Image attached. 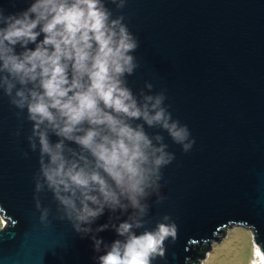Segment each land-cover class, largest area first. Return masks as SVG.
I'll list each match as a JSON object with an SVG mask.
<instances>
[{
    "label": "water",
    "instance_id": "water-1",
    "mask_svg": "<svg viewBox=\"0 0 264 264\" xmlns=\"http://www.w3.org/2000/svg\"><path fill=\"white\" fill-rule=\"evenodd\" d=\"M33 2L0 0V10L17 14ZM104 3L112 18L124 16L139 42L132 53L139 66L127 86L137 96L145 82L153 85L150 94L163 91L172 119L194 140L184 152L166 131L144 126L175 156L161 169L163 201L149 197L146 223L134 230H153L164 215L176 224L175 242L166 240L165 258L152 264H195L196 250L208 249L232 226L250 230L253 243L264 248V0H126L120 10ZM15 51L23 49L16 45ZM18 111L0 90V216L7 223L0 229V264H98L104 245L123 238L111 227L81 238L57 218L50 191L35 193L39 152L29 148L26 110L19 118ZM34 196L50 209L45 222ZM131 211L105 209L91 227L118 225ZM93 234L103 241L100 252Z\"/></svg>",
    "mask_w": 264,
    "mask_h": 264
},
{
    "label": "clouds",
    "instance_id": "clouds-1",
    "mask_svg": "<svg viewBox=\"0 0 264 264\" xmlns=\"http://www.w3.org/2000/svg\"><path fill=\"white\" fill-rule=\"evenodd\" d=\"M109 2L117 10L126 4ZM112 16L104 0H34L17 14L0 10V90L19 110L17 117L26 110L32 123L27 140L39 152L35 193L50 191L57 218L69 221L81 238L109 227L123 238L104 245L98 264H152L165 258L166 240L175 242L176 224L164 215L153 230H134L146 223L148 198L155 194L157 204L163 201L161 169L175 156L161 135L149 136L144 126L166 131L184 152L194 140L186 125L172 119L163 91L150 94L153 85L145 82L147 93L137 96L127 86L126 77L139 66L132 55L139 42L123 15ZM16 45L23 49L19 54ZM50 135L58 139L52 142ZM34 200L45 222L50 209L38 196ZM105 209L132 211L118 225L93 229ZM90 239L100 252L103 241L94 234ZM251 264H264L261 244H254Z\"/></svg>",
    "mask_w": 264,
    "mask_h": 264
},
{
    "label": "rangeland",
    "instance_id": "rangeland-1",
    "mask_svg": "<svg viewBox=\"0 0 264 264\" xmlns=\"http://www.w3.org/2000/svg\"><path fill=\"white\" fill-rule=\"evenodd\" d=\"M6 226L0 216V229ZM253 247L252 232L244 227L232 226L225 229L221 240L211 242L204 260L199 264H251Z\"/></svg>",
    "mask_w": 264,
    "mask_h": 264
},
{
    "label": "trees",
    "instance_id": "trees-1",
    "mask_svg": "<svg viewBox=\"0 0 264 264\" xmlns=\"http://www.w3.org/2000/svg\"><path fill=\"white\" fill-rule=\"evenodd\" d=\"M207 251L208 250L206 248H201L199 250H196V253L198 255V258L195 260V264H199V261H201L203 259V257L207 253Z\"/></svg>",
    "mask_w": 264,
    "mask_h": 264
}]
</instances>
